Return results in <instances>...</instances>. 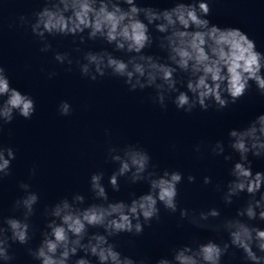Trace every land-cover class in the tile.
Listing matches in <instances>:
<instances>
[{
    "label": "clouds",
    "instance_id": "obj_1",
    "mask_svg": "<svg viewBox=\"0 0 264 264\" xmlns=\"http://www.w3.org/2000/svg\"><path fill=\"white\" fill-rule=\"evenodd\" d=\"M211 9L208 0H175L174 6L158 9L138 6L137 0H44V6L31 17H18L22 26L30 28L38 38L40 52L53 51L48 37L79 38L104 41L112 51H85L75 61L82 77L96 81L100 77L122 78L129 91L154 89V103L162 109L171 100L177 110L191 113L197 107L202 111L211 108L220 111L235 104L254 83L264 97V52L258 51L255 42L239 28H221L211 24L207 17ZM150 26L160 35L155 39L158 47L167 53L166 58L146 54L153 45ZM87 34L86 37L84 34ZM74 51L80 52L76 47ZM113 52H122L126 58ZM54 60L71 66L70 52H54ZM71 71V67L67 69ZM185 78H177V73ZM56 75L48 73L49 79ZM178 85L180 87H178ZM184 88L185 90H181ZM174 94V95H173ZM34 99L11 86L5 67L0 64V132L18 115L31 119L35 113ZM61 116H68L72 107L67 101L58 106ZM108 134L107 130H105ZM231 153L225 155V144L217 140L211 145L215 156L232 161L229 169L231 179L226 184H216L222 200L231 205L241 194L246 197L243 206L236 209L235 216L224 219L218 225L202 223L210 218H219V209L190 214L186 208L179 209L181 219L190 218L198 228H209L217 233H227L226 241L193 242L174 248L170 256H162L155 264H222L228 255L235 257L241 252L245 264H264V171L253 172V161L264 159V113L257 115L247 126L228 131ZM197 152L200 146L197 145ZM232 153L238 159L234 160ZM108 160L118 167L108 178L115 192L120 191L119 180L127 177L130 183L146 182L147 193L136 196L130 193L129 201H110L104 183V173L90 176L89 190L92 203L85 205L84 195L75 193L71 199L64 197L51 207H46L48 218L41 240L28 254L39 264H149L145 259H134L117 250L112 238L120 234L139 236L145 226L160 219V206L169 213L178 211V185L184 177L180 171L164 170L158 173L151 165L149 153L138 144L123 147L110 146ZM16 159L15 150L0 144V182L11 175V163ZM150 168L152 170H150ZM35 168L31 174L35 175ZM189 183L196 177L187 176ZM212 183L209 176L203 184ZM24 193L12 204L13 212L21 216L0 214V262L10 264L14 256L12 244L28 245L32 239L31 217L39 196L31 190V184L21 182ZM90 229H98L91 231ZM83 253V255H79ZM75 258V259H73Z\"/></svg>",
    "mask_w": 264,
    "mask_h": 264
},
{
    "label": "water",
    "instance_id": "obj_2",
    "mask_svg": "<svg viewBox=\"0 0 264 264\" xmlns=\"http://www.w3.org/2000/svg\"><path fill=\"white\" fill-rule=\"evenodd\" d=\"M208 2L211 13L207 19L211 24L221 28H239L255 42L258 51L264 52V0ZM174 3L175 0H137L138 6L158 9L173 7ZM43 6L44 0H0V64L6 69L11 86L30 95L36 108L31 119L17 115L0 132V144L12 147L16 153V159L11 163V175L0 182V214L21 216V212L12 211L13 202L24 195L19 188L21 182L30 183L31 190L39 196L31 217L32 239L28 245L12 244L10 253L14 260L10 264H39L27 250L38 246L41 240V232L48 219L44 215L45 208L64 197L71 199L75 193L85 196L84 206L94 202L89 190L93 173H104L102 182L110 201L127 202L130 193L139 196L148 192L146 182L132 184L127 177L120 178L119 192L113 191L108 184L109 176L118 165L108 160L107 149L126 144L143 147L158 173L166 169L176 170L183 174L184 179L177 186L178 211L169 213L161 205L159 221L153 220L150 226H145L141 235L120 234L112 238L118 251L155 264L157 259L170 256L172 249L185 244L208 239L218 243L226 241L227 233H217L211 227L198 228L190 218L181 219L179 209L186 208L190 214L198 216L199 212L215 207L219 209L220 217L202 223L218 225L235 216L236 209L243 206L244 194L239 199L234 198L231 205H226L221 198L222 193L216 191V184L223 185L231 179L229 169L233 162H226L223 156H215L211 145L222 140L225 155L230 154L228 131L245 127L257 115L264 113V97L256 90L255 84L251 83L248 92L235 104H229L220 111L215 108L202 111L197 107L191 113H185L177 110L171 100H167V108L162 109L152 100L154 89L131 92L122 78L105 76L91 81L81 76L75 61L80 59L83 62V52L112 51V46L102 40L86 39L84 44H80L77 37L74 44L71 36H49L53 51L40 52L38 38L30 28L20 24L18 17H31ZM150 32L154 42L144 50L145 53L166 58L167 53L158 47L155 39L160 34L152 26ZM84 35L86 37L87 34ZM76 47L81 51H74ZM54 52H70L73 64H58L54 60ZM113 55L126 58L122 52H113ZM69 67L71 71L67 70ZM50 72L56 73L51 79L48 76ZM177 78L186 79V76L178 72ZM61 101L71 105L70 115L59 114ZM197 145L200 152L195 150ZM232 155L234 160L238 159L234 153ZM250 159L253 172L264 171V159L251 156ZM33 168L36 170L34 176L31 174ZM188 175L195 176L196 181L189 183ZM205 176L211 177V184H203ZM254 223L264 228V223ZM230 251L235 252V257L226 255L222 264H245L239 250ZM91 259L96 264L95 258Z\"/></svg>",
    "mask_w": 264,
    "mask_h": 264
}]
</instances>
